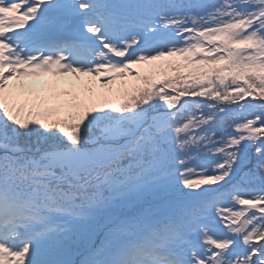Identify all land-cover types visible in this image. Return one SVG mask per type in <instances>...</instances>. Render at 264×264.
<instances>
[{
  "label": "snow or ice",
  "instance_id": "6c2138e0",
  "mask_svg": "<svg viewBox=\"0 0 264 264\" xmlns=\"http://www.w3.org/2000/svg\"><path fill=\"white\" fill-rule=\"evenodd\" d=\"M0 264H264V0H0Z\"/></svg>",
  "mask_w": 264,
  "mask_h": 264
}]
</instances>
